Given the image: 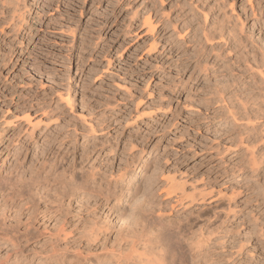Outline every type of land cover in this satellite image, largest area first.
<instances>
[{
    "label": "rangeland",
    "instance_id": "obj_1",
    "mask_svg": "<svg viewBox=\"0 0 264 264\" xmlns=\"http://www.w3.org/2000/svg\"><path fill=\"white\" fill-rule=\"evenodd\" d=\"M139 202L264 264V0H0V264H117Z\"/></svg>",
    "mask_w": 264,
    "mask_h": 264
},
{
    "label": "bare ground",
    "instance_id": "obj_2",
    "mask_svg": "<svg viewBox=\"0 0 264 264\" xmlns=\"http://www.w3.org/2000/svg\"><path fill=\"white\" fill-rule=\"evenodd\" d=\"M146 21L150 26L148 20ZM207 36L212 38V35ZM78 186L77 189L80 187ZM72 193L74 195L76 192L73 190ZM69 195L71 196V193ZM144 203L147 205L146 202ZM138 205L131 213V217L129 216L131 222H128L127 232L124 231L126 232L124 235L130 238L131 249L128 251H132L133 256L128 260V255L131 253L127 252V257L120 254L116 261L117 264H200V251L198 252V244L200 248V243H195L193 247L185 249L181 244L183 237L180 231H176L177 229L170 225L163 224L157 215H154L149 208H145L146 206L143 207L140 202ZM129 217L125 218L128 219Z\"/></svg>",
    "mask_w": 264,
    "mask_h": 264
}]
</instances>
